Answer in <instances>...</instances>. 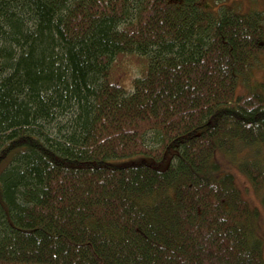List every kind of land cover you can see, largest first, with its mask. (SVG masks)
Instances as JSON below:
<instances>
[{
    "label": "trees",
    "instance_id": "trees-1",
    "mask_svg": "<svg viewBox=\"0 0 264 264\" xmlns=\"http://www.w3.org/2000/svg\"><path fill=\"white\" fill-rule=\"evenodd\" d=\"M264 12L0 0V264H264Z\"/></svg>",
    "mask_w": 264,
    "mask_h": 264
},
{
    "label": "rangeland",
    "instance_id": "rangeland-1",
    "mask_svg": "<svg viewBox=\"0 0 264 264\" xmlns=\"http://www.w3.org/2000/svg\"><path fill=\"white\" fill-rule=\"evenodd\" d=\"M202 6L212 14L218 15L221 11L246 14L252 10L264 12V0H201ZM262 51L252 59L251 74L245 77L240 76L236 88L237 95H244L254 88L263 91L264 85V43ZM215 159L221 164L224 172L230 173L234 177L235 185L239 189L241 196L248 204L253 213V222L256 232L262 240V254L264 260V207L259 193L251 184L249 178L244 175L231 159L224 153H217ZM264 262V261H263Z\"/></svg>",
    "mask_w": 264,
    "mask_h": 264
}]
</instances>
